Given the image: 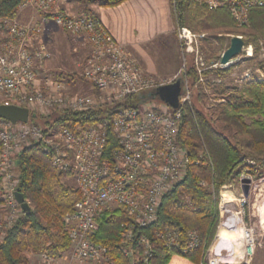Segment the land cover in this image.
I'll return each instance as SVG.
<instances>
[{
  "label": "built area",
  "instance_id": "1",
  "mask_svg": "<svg viewBox=\"0 0 264 264\" xmlns=\"http://www.w3.org/2000/svg\"><path fill=\"white\" fill-rule=\"evenodd\" d=\"M66 2L23 0L19 11L31 9L33 19L22 23L17 17L0 18V106H15L29 113L26 123L12 124L0 118V239L23 213L14 196L18 192L19 156L36 147L56 173L75 181L79 192L72 211L64 216L70 259L77 264H113L106 249L93 239L99 220L120 209L130 219L122 226V257L127 264H151L155 245L143 232L157 221L162 199L184 180L187 171V151L177 136L183 107L191 96L190 85L182 77L166 81L145 76L98 19L70 15L62 9ZM193 4L209 11H227L238 27L248 25L251 10L264 8V0H193ZM49 22L67 34L84 37L88 44L90 57L78 78L88 86L89 94H71L62 82L45 77L50 54L42 37ZM177 37L183 52L193 55L197 65V39L204 36L178 27ZM248 50L244 45L228 65L250 58ZM179 79L176 109L161 101L159 106L147 105L150 93ZM132 99V107H117ZM99 109H113V114L87 126L76 123L68 128L56 122L61 116ZM39 119L42 122H37ZM108 130L116 142L109 151ZM235 202L244 206L246 198L240 195ZM225 228L227 233L242 234L238 253H234L235 243L222 237L198 264L251 263L257 246L253 229L237 220L228 221ZM154 235L165 249L181 255L201 245L195 229L166 227ZM236 257V262H231ZM40 258V264L54 262L46 255Z\"/></svg>",
  "mask_w": 264,
  "mask_h": 264
},
{
  "label": "trees",
  "instance_id": "2",
  "mask_svg": "<svg viewBox=\"0 0 264 264\" xmlns=\"http://www.w3.org/2000/svg\"><path fill=\"white\" fill-rule=\"evenodd\" d=\"M126 1L128 0H78V3L82 10L80 14L95 18L94 7L113 8ZM22 2L23 0H0V18H16ZM172 11L177 28L186 27L194 32L233 30L236 26L227 11H209L195 6L193 0H172ZM248 21L252 33L243 38V41L245 45L254 46L250 61H256L259 50L264 49V8L251 10ZM226 34L229 33L214 36L208 45L218 46L221 51ZM259 43L262 44L261 47ZM257 66L264 76L263 61ZM182 80L191 86L197 82L192 68L186 69ZM217 95L225 101L224 105L213 111L212 119L195 105L186 104L183 107L177 141L187 151V171L184 180L162 199L157 221L143 232L155 245L151 264H168L173 256L198 264L216 234L218 211L215 197L218 191L246 171L247 160L255 162V167H249L246 171L251 176L256 177L259 174L256 171H264V77L261 82L253 79L240 89L234 87L232 91H227L222 88ZM134 100L117 107H132L135 105ZM112 114L113 109H99L61 116L56 122L68 128L74 127L76 123L87 126L110 119ZM245 116L252 119L249 126L245 125ZM214 120L231 123L233 127L240 128V133L243 134L254 131L262 138L251 141L242 136L232 142L214 127ZM37 121L42 122L41 119ZM108 137L107 151L116 145L110 130ZM18 173L17 191L28 203L30 212L22 213L15 225L0 239V264H30L29 255H46L57 260L70 247L64 216L72 211L79 199V192L64 185L62 179L65 177L51 168L47 156L36 147L25 149L20 154ZM201 182L204 185H200ZM129 222L130 219L120 209L111 215H105L98 222V231L93 241L106 249L113 264H127L119 251V244L123 234L122 226ZM166 227H177L182 231L195 229L199 233L200 248L185 255L176 250L165 249L154 233Z\"/></svg>",
  "mask_w": 264,
  "mask_h": 264
},
{
  "label": "rangeland",
  "instance_id": "3",
  "mask_svg": "<svg viewBox=\"0 0 264 264\" xmlns=\"http://www.w3.org/2000/svg\"><path fill=\"white\" fill-rule=\"evenodd\" d=\"M65 5V8L71 14L78 15L82 13L78 0H67ZM31 16H33L32 10L24 9L18 11L17 19L19 22L25 21L24 23H27L30 21ZM191 32L197 36H204L203 38L197 39L199 56V62L197 65L193 60V55H186L183 52L182 45L177 37L176 27L175 36L180 49L177 73L171 77H161L150 75L144 72L140 67L139 68L147 77L166 81L173 80L177 77L181 78L186 69L192 68L195 72L196 81L200 78L201 82H196L193 86L186 82L190 85L189 91L191 94L189 102L186 104L195 105L199 111L203 112L208 118H211L213 116V111L217 110L220 105H224L225 100H221L220 96L217 95L218 90L221 92L223 88L227 89V91H232V88L237 87L240 89L253 79L260 82L262 81L264 76L259 70L257 64L262 61L264 63V49L261 48L259 50V55L257 56L256 61H250L253 58L254 46L245 45L246 48H249L248 52H251L252 54L250 58L241 59V61L237 63L221 67V65H219V59L221 54L228 48L230 38L238 36L242 37L243 40V38L251 34L252 30L250 29L249 23L244 27H238L236 25L233 30L222 29L218 31L216 29L202 32ZM222 33L229 34H226L223 38L224 44L221 51L217 48L218 46L213 45L211 47L208 45L214 36H221ZM42 40L46 44L50 54V57L45 63V77L49 78L50 81L62 82L67 91L71 94H89L90 89L88 86H85L86 84L78 78L90 57V48L84 37H76L67 34L55 26L52 22H49L44 28ZM259 46L261 47L262 44L259 43ZM209 49H211L212 52H209ZM147 99L149 100V97ZM160 103L161 102L159 100H150L147 105L159 106ZM251 120V118H247L245 116V125L249 126L251 124ZM213 125L232 142L242 136L247 137L251 141L262 138L260 134L254 131L249 134H243V132L240 133V128L233 127L231 123H223L218 120H214ZM246 163L248 165L246 171H248L249 167H255V162L252 160H247ZM246 171L244 170L238 179L235 178L231 183L221 187L215 197L217 201L218 226L214 240L210 246L213 247L214 244L223 237L226 238L227 242L228 240L232 243L234 242L236 249L239 251L240 244L243 241L240 240L241 238L239 237L242 236V234L239 233V231L227 233L225 228V224L228 221L233 222L237 220L243 222L247 228L253 229L252 235L255 237L257 243L254 251L255 254L257 249L264 251V225H261L260 223L262 217H264V210H262L264 205V171H261V173L256 171L259 173L256 177L251 176ZM243 179L249 180L250 182L249 194L246 198V204L244 206H239L236 204L235 200L242 195L241 180ZM62 182L64 185L76 189L75 181L73 179L66 177L62 179ZM29 262L30 264H40L41 258H39L37 262V259L30 257Z\"/></svg>",
  "mask_w": 264,
  "mask_h": 264
},
{
  "label": "crops",
  "instance_id": "4",
  "mask_svg": "<svg viewBox=\"0 0 264 264\" xmlns=\"http://www.w3.org/2000/svg\"><path fill=\"white\" fill-rule=\"evenodd\" d=\"M65 7L63 5L62 9L69 13ZM93 10L95 18L144 72L161 77H171L177 73L180 49L175 36L172 0H128L117 7H94ZM68 254L67 250L51 264H77ZM30 257L37 259V262L40 258L34 255ZM235 260L237 257L231 262ZM168 264L195 263L173 256ZM250 264H264V251L257 249Z\"/></svg>",
  "mask_w": 264,
  "mask_h": 264
},
{
  "label": "water",
  "instance_id": "5",
  "mask_svg": "<svg viewBox=\"0 0 264 264\" xmlns=\"http://www.w3.org/2000/svg\"><path fill=\"white\" fill-rule=\"evenodd\" d=\"M244 41L242 38L234 36L230 38L228 48L222 53L220 58V65L226 66L228 63L237 57L242 52L244 47ZM182 80H176L174 83L160 87L157 90L149 94V99L159 100L165 103L168 107L176 109L178 106V95L180 92V85ZM29 113L27 109L15 107V106H0V118L4 119L12 124L17 122L26 123L28 121ZM34 115H31V118H34ZM249 180H241V192L244 198L248 197L249 194ZM15 200L18 203L20 209L23 213H29L30 207L28 203L24 200L23 195L19 192L15 193ZM227 246V244H226Z\"/></svg>",
  "mask_w": 264,
  "mask_h": 264
},
{
  "label": "bare ground",
  "instance_id": "6",
  "mask_svg": "<svg viewBox=\"0 0 264 264\" xmlns=\"http://www.w3.org/2000/svg\"><path fill=\"white\" fill-rule=\"evenodd\" d=\"M262 210H264V205H263V207H262ZM260 223H261V225H264V217H262ZM239 238H241V236H240ZM234 253H238V250H237L236 248L234 249Z\"/></svg>",
  "mask_w": 264,
  "mask_h": 264
}]
</instances>
